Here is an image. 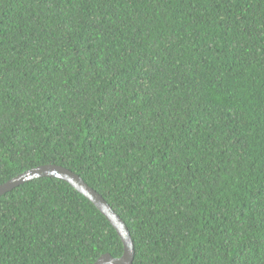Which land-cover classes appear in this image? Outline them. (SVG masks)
<instances>
[{
	"label": "trees",
	"instance_id": "trees-1",
	"mask_svg": "<svg viewBox=\"0 0 264 264\" xmlns=\"http://www.w3.org/2000/svg\"><path fill=\"white\" fill-rule=\"evenodd\" d=\"M45 165L132 264H264V0H0V185ZM122 253L61 180L0 197V264Z\"/></svg>",
	"mask_w": 264,
	"mask_h": 264
},
{
	"label": "water",
	"instance_id": "water-1",
	"mask_svg": "<svg viewBox=\"0 0 264 264\" xmlns=\"http://www.w3.org/2000/svg\"><path fill=\"white\" fill-rule=\"evenodd\" d=\"M58 179L87 199L105 217L119 237L123 253L120 258H113L109 254L102 255L94 264H132L134 259V246L131 236L124 222L115 214L105 200L84 181L71 171L55 165H45L26 171L25 173L0 185V197L13 189L37 179Z\"/></svg>",
	"mask_w": 264,
	"mask_h": 264
},
{
	"label": "clouds",
	"instance_id": "clouds-1",
	"mask_svg": "<svg viewBox=\"0 0 264 264\" xmlns=\"http://www.w3.org/2000/svg\"><path fill=\"white\" fill-rule=\"evenodd\" d=\"M78 176V175H77Z\"/></svg>",
	"mask_w": 264,
	"mask_h": 264
}]
</instances>
